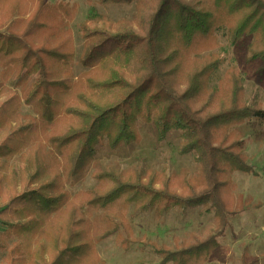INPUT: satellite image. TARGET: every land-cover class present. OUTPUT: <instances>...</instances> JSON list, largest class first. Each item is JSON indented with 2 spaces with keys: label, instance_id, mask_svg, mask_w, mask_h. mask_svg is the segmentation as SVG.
Masks as SVG:
<instances>
[{
  "label": "trees",
  "instance_id": "trees-1",
  "mask_svg": "<svg viewBox=\"0 0 264 264\" xmlns=\"http://www.w3.org/2000/svg\"><path fill=\"white\" fill-rule=\"evenodd\" d=\"M101 2L133 5L134 15L116 23L93 15L80 24L86 71L76 77L70 25L77 6L0 0L5 264H105L96 245L111 237L123 251L137 247L159 264H208L229 220L242 212L232 176H256L236 128L264 120V109L244 102L235 70L220 90L211 87L224 61L217 34L233 46L248 40L246 62L264 74V0ZM93 20L102 27L89 28ZM22 106L31 115H21ZM140 121L158 142L177 134L178 154L191 155L196 171L98 165L104 145L117 151L140 143ZM91 166L96 186L71 195L67 185ZM131 208L134 217L157 218L200 209L213 228L205 239L191 235L170 249L132 237ZM248 259L243 251L239 264Z\"/></svg>",
  "mask_w": 264,
  "mask_h": 264
},
{
  "label": "rangeland",
  "instance_id": "rangeland-1",
  "mask_svg": "<svg viewBox=\"0 0 264 264\" xmlns=\"http://www.w3.org/2000/svg\"><path fill=\"white\" fill-rule=\"evenodd\" d=\"M50 4L63 2L77 6L74 22L70 25L73 33L75 55L73 72L76 77L86 69L82 65L83 40L79 26L93 15L106 16L116 23L120 20H131L134 15L133 5L103 3L101 0H46ZM90 23L92 28H101L103 23ZM108 29L107 26H105ZM112 30V29H111ZM219 51L224 61L216 71L211 81V87L220 90L228 70H235L244 88V102L257 108L264 109V74L259 70L257 62H246L248 40H241L231 45L223 32H218ZM4 97H0V103ZM21 115H31L28 108L21 107ZM141 141L128 149L111 151L106 145L98 149L95 161L102 167L118 166L123 169L139 168L143 171L161 172L163 169L175 174L182 170L190 173L196 171L191 155H179L178 135L172 133L164 142H158L152 127L138 123ZM243 144V150L256 176L236 173L232 180L236 185L235 195L240 202L242 212L229 220L230 227L219 239L220 250L214 253L208 264H239L243 251L247 252L249 264H264V120L252 119L236 128ZM5 130L0 129V143L6 136ZM19 167L17 160L13 162ZM94 166L89 167L83 174L75 177L69 185L71 195L96 186L92 178ZM129 224L132 237L148 239L158 245L170 249L181 240H188L191 235L205 239L213 228L211 217L202 215L200 209L189 210L185 213L171 212L163 218H157L152 213L133 216L129 212ZM3 230L0 224V232ZM77 232L78 229H77ZM99 258L105 264H159L157 258L147 251L132 247L123 251L118 247L113 237L96 245ZM5 254L0 251V264H5Z\"/></svg>",
  "mask_w": 264,
  "mask_h": 264
}]
</instances>
